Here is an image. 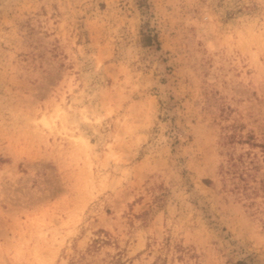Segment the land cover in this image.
Returning <instances> with one entry per match:
<instances>
[{"label": "rangeland", "instance_id": "obj_1", "mask_svg": "<svg viewBox=\"0 0 264 264\" xmlns=\"http://www.w3.org/2000/svg\"><path fill=\"white\" fill-rule=\"evenodd\" d=\"M0 264H264V0H0Z\"/></svg>", "mask_w": 264, "mask_h": 264}, {"label": "trees", "instance_id": "obj_2", "mask_svg": "<svg viewBox=\"0 0 264 264\" xmlns=\"http://www.w3.org/2000/svg\"><path fill=\"white\" fill-rule=\"evenodd\" d=\"M148 40H150V39L148 38Z\"/></svg>", "mask_w": 264, "mask_h": 264}]
</instances>
